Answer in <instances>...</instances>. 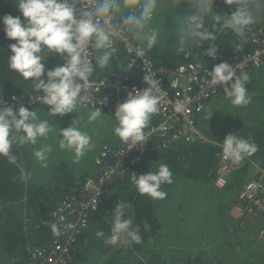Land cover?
Instances as JSON below:
<instances>
[{"label": "trees", "instance_id": "16d2710c", "mask_svg": "<svg viewBox=\"0 0 264 264\" xmlns=\"http://www.w3.org/2000/svg\"><path fill=\"white\" fill-rule=\"evenodd\" d=\"M214 8L224 15H231L235 11L234 5H228L225 0H215ZM189 13L187 0L179 7L174 6L172 0H157L149 27L155 28L159 36L157 44L147 51L158 66L176 68L186 63L185 52L191 51L195 58L199 50L214 43L217 57H208L203 61V65L211 70L215 64H232L252 53L255 46H258L252 43L253 33H259L264 38V13L243 39L214 25L209 16L205 24L216 34V41L201 44L192 42L183 53H179L175 45L182 27V15ZM6 14L21 16L23 20L15 0H0V16ZM3 29L0 23V100L40 93L34 89L31 81H25L9 68V45L15 41L7 39ZM126 58L125 54H121L122 61ZM43 63L47 71L61 66L63 61L55 53H48ZM117 67V62L111 58L108 68L98 70L103 75ZM241 72L250 76L247 89L251 103L247 106H233L222 87H219L217 94L206 103V109L198 114L196 124L197 130L209 139L208 143L199 142L195 136L190 142L182 138L173 142L172 146L150 152L144 157L141 174L156 171L161 163L170 167L173 183L170 186L166 184V188L170 192L172 190V196L167 191V198L163 202L155 201L140 196L129 179L113 183L99 206V212L91 217L88 230L78 237L72 249V264H168L170 260L172 262L169 264H264V243L258 242L255 235H251V231H256L255 226L249 223L248 226L243 225L240 218L236 219L231 214L244 184L256 175L254 163L264 167V61L260 66L252 65L237 74ZM41 108L48 109L35 107L34 110ZM110 114L108 111L101 113L107 116ZM37 116L43 118L40 113ZM154 123L156 119L153 115L149 125ZM68 126V123L62 124L50 132L47 138L38 139L34 146L39 149L45 142L52 146V154L60 155L55 158L58 172H46L50 164L46 168L38 167V171L45 173L43 182L48 179L50 184H56V194H51L50 198L45 190L46 185L42 187L34 182L29 187L20 171L12 165H6L0 156V264H23L35 248L50 245L56 236L53 237L49 226L41 223H47L61 203L59 201L77 189V182L85 181L95 169L94 158L106 143L99 149L87 151L76 162L73 151L59 148V129ZM229 133L254 140L259 150L247 156L250 160H246L240 170L234 173L228 187L219 190L214 182L220 164L222 142ZM106 135L108 137L110 134ZM111 135L114 136L113 131ZM118 140L116 137L107 144H114ZM24 199L29 203H25ZM118 200L131 204L129 215H134L136 224L141 226L142 244H127L126 249H122L121 243L117 247L105 246L102 239L94 238L91 233L95 234L97 230L106 234L110 232L112 212ZM123 218L126 219L127 214ZM144 221L151 225L148 232L143 230ZM233 243L246 249L248 254L238 253L232 248L230 250L234 255L238 253L239 258L227 259L224 252ZM97 248L98 254L90 256L89 251Z\"/></svg>", "mask_w": 264, "mask_h": 264}, {"label": "clouds", "instance_id": "9594fccd", "mask_svg": "<svg viewBox=\"0 0 264 264\" xmlns=\"http://www.w3.org/2000/svg\"><path fill=\"white\" fill-rule=\"evenodd\" d=\"M21 16L6 14L0 16L6 38L15 41L9 45L8 66L25 81H31L34 89L42 93L39 99L48 106V116H61L73 113L86 97L84 82H87L96 68L105 69L113 56L114 41L126 35L141 41L134 51L142 54L151 50L158 41L159 32L150 28L157 0H90L87 6L77 7L79 0H15ZM215 0H187L190 13L182 15V27L176 42V51L183 53L192 42H215L214 31L206 26V18L211 16L214 25L229 30L240 38L264 13V0H225L234 5L231 15L215 11ZM174 6L184 0H172ZM89 50H94L96 63L88 58ZM133 50V49H130ZM55 53L63 61L45 71V56ZM217 47L210 43L204 55L214 58ZM250 76L246 72L237 74L228 62L215 64L207 72L203 81L208 88L220 86L233 106H247L251 103L247 84ZM146 85L142 90L127 94L126 100L115 110L116 126L113 129L122 142L133 146L146 142L145 128L154 114L159 111L160 82L153 75H145ZM15 99V97H13ZM0 156L15 163L17 156L13 145H35L40 138H47L54 130L49 119H39L34 110L23 105L14 110L0 100ZM180 111V108H177ZM101 116L99 108L91 111L89 122ZM59 148L73 151L76 162L82 158L92 145V137L81 130L76 118L71 125L59 129ZM259 150L258 144L229 133L222 142V155L234 164H240L246 156H252ZM51 145H43L33 151L35 159L42 167H47ZM140 196L155 201L167 198L162 190L164 185L173 183V172L166 163H161L156 171L131 177ZM132 206L128 201L118 200L112 212L110 232L97 230L95 235L103 240L105 246L117 247L123 241L129 245L142 244L141 226L136 224L135 216L129 215ZM127 214V218L123 217ZM143 230L148 232L151 225L143 222ZM51 232L59 237L64 233L56 224ZM258 241V240H257ZM259 242V241H258Z\"/></svg>", "mask_w": 264, "mask_h": 264}, {"label": "built area", "instance_id": "2783aa9c", "mask_svg": "<svg viewBox=\"0 0 264 264\" xmlns=\"http://www.w3.org/2000/svg\"><path fill=\"white\" fill-rule=\"evenodd\" d=\"M79 3L78 8L87 6L90 0H79ZM251 40L254 46L258 45L254 51L231 64L237 73L252 65L260 66L264 61V38L259 33H253ZM140 45L141 41L131 35H126L123 39L117 38L112 56L117 62V69L102 75L97 67L90 79L84 82L83 95L86 99L77 108L92 111L99 108L101 113L108 111L115 116L117 106L126 100L127 94L133 89L145 88L144 76L153 75L160 82V104L159 111L154 114L156 123L144 130L146 142L144 145L133 146L119 139L114 144L103 145L94 160L95 170L85 181L78 182L77 189L66 195L51 215V224L60 227L64 234L56 237L46 247L35 248L23 264H72V249L78 237L89 228L91 217L98 212L113 183L119 180L131 181L133 173L140 175L144 157L148 153L170 147L177 140L185 138L190 142L195 136L199 142H209L196 128L198 114L206 109V103L217 94L220 87L208 88L203 83L210 71L203 65V61L208 58L204 55L207 48L199 50L195 58L191 51L185 52L186 63L172 69L158 66L147 50L137 54L134 49ZM121 54L127 57L124 61L120 59ZM97 55L94 50H89L88 58L94 65ZM41 95L42 93L16 95L3 101L14 110L21 105L29 110H34L35 107L48 108L39 99ZM246 160L250 158L246 156L240 164H234L224 159L221 153L215 187L219 190L226 189L231 177ZM254 168L256 175L244 184L233 210L241 216L243 225L249 223L255 226L256 239L264 243V167L254 163Z\"/></svg>", "mask_w": 264, "mask_h": 264}, {"label": "rangeland", "instance_id": "374dc122", "mask_svg": "<svg viewBox=\"0 0 264 264\" xmlns=\"http://www.w3.org/2000/svg\"><path fill=\"white\" fill-rule=\"evenodd\" d=\"M48 110L49 109H36L34 111L36 113H40V115H42V117H43L42 119H49L50 125L53 126L54 129H56V130H57V128L59 126H61L64 123H68L69 125H71L72 121L77 118L79 120L81 130L84 131V132H87L92 137V145H93V147L89 151L99 149L101 145H103L104 143L111 142L112 140H114L117 137L116 135H114V136L111 135V132L114 129V127L116 126V123H117L116 120H115V117H113L111 114H110V116L101 115L100 117L97 118L96 121L89 122L88 117H89V115H90L92 110L75 109L73 113L66 114L63 117H61V116L49 117L48 116ZM104 131H108L110 135L108 137H106L107 136L106 134H108V133H104ZM45 144L46 143L44 142L43 145H45ZM54 160H55V157H51V159H50V163L51 164L49 165V167L46 168V172H54V173H56V172L59 171L58 162L56 160L55 161ZM92 167L94 168L93 162H92ZM163 188H162V190H164L166 192L168 191L169 194L171 193V196H172V190L170 192V190H168L166 188V185H164ZM163 201L164 200H161L160 202H163ZM231 214L236 219H239L241 217L239 214H237L233 210V208H232ZM238 215L240 217H238ZM86 231H85V233H86ZM251 232H252L251 233L252 237H254V235L256 234V231H251ZM91 233L93 234V236L95 238L96 235L94 234V232H91ZM121 245H122V249H126L127 248L126 247L127 243H124L122 241ZM232 248H233V250H236L238 253H242V254L247 253L248 254L246 249L241 248L239 246V244L233 243V244H230L229 249L224 252V256L227 259L239 258L238 253H236L234 255L233 252L230 250ZM262 257L264 258V254H263ZM171 262L172 261L170 260L168 262V264L171 263ZM237 264H239V263H237Z\"/></svg>", "mask_w": 264, "mask_h": 264}, {"label": "crops", "instance_id": "0c3cea01", "mask_svg": "<svg viewBox=\"0 0 264 264\" xmlns=\"http://www.w3.org/2000/svg\"><path fill=\"white\" fill-rule=\"evenodd\" d=\"M41 109H46V108H41ZM105 132L109 133L108 131H105ZM16 146H18V145H16V144L13 145V151L15 152V154L17 156L16 162L15 163H10L6 157H3L4 160H5V164L6 165H12L13 167L17 168L20 171V173L22 174L23 178L25 179L26 185L29 184V187L35 182V183H37V185L39 184L42 187H43V185H46L45 186V190L48 192L47 196L49 198H50L51 194H56L54 192L56 184H54L55 186L50 184V181L48 179H45V181L43 182V178H44L45 173L41 172V171H38V167L39 166L42 167V166H41V163L38 162L35 159V157L33 156V151L36 149V147H34L35 145L25 144L23 146H18V148H16ZM59 156H60L59 154L55 155V154L50 153L49 156H48L47 165L51 164L50 163V158L51 157L59 158ZM62 200H63V198L59 201V203L62 202ZM24 202L25 203H29V201H27V199H24ZM12 204H16V203H12ZM17 204H19V203H17ZM238 217H240V216L238 215ZM50 220H51V218H50ZM50 220L47 223L46 222H42L41 224L42 225H46L47 227L49 226L50 229H51L52 224H50L51 223ZM53 237H55V236H53ZM95 254H98V248L97 249H92V250L89 251V255L90 256L91 255H95Z\"/></svg>", "mask_w": 264, "mask_h": 264}, {"label": "bare ground", "instance_id": "6f19581e", "mask_svg": "<svg viewBox=\"0 0 264 264\" xmlns=\"http://www.w3.org/2000/svg\"><path fill=\"white\" fill-rule=\"evenodd\" d=\"M98 212H99V211H98ZM96 213H97V212H96ZM92 218H93V217H92ZM92 218H91V219H92ZM90 221H91V220H90ZM90 223H91V222H90ZM50 224H51V223H50ZM87 230H88V229H87ZM84 233H85V232H84ZM32 249H33V248H32Z\"/></svg>", "mask_w": 264, "mask_h": 264}]
</instances>
